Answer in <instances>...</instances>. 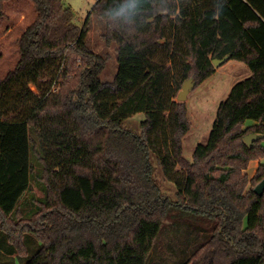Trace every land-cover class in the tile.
Wrapping results in <instances>:
<instances>
[{"label":"trees","instance_id":"16d2710c","mask_svg":"<svg viewBox=\"0 0 264 264\" xmlns=\"http://www.w3.org/2000/svg\"><path fill=\"white\" fill-rule=\"evenodd\" d=\"M10 1L0 0V22ZM27 1L36 16L0 79V230L21 257L24 234L39 242L25 264H146L176 208L215 222L184 264H264V191L254 192L264 164L248 191L241 174L264 159V137L244 141L264 135V0H95L90 13L116 46L109 82L100 77L108 56L87 45L89 18L76 24L65 0ZM224 58L251 74L219 103L187 160L188 111L175 98ZM140 113L139 133L124 127ZM33 184L42 197L28 206Z\"/></svg>","mask_w":264,"mask_h":264},{"label":"rangeland","instance_id":"374dc122","mask_svg":"<svg viewBox=\"0 0 264 264\" xmlns=\"http://www.w3.org/2000/svg\"><path fill=\"white\" fill-rule=\"evenodd\" d=\"M64 2L74 14L73 21L79 26L89 18L87 45L93 53L108 56L106 67L100 77L104 82L111 81L118 69L116 46H106L102 39L105 33V23L90 13L95 0H65ZM5 14L6 17L0 22V79L17 64L19 59L17 42L36 16L27 0L8 2L5 6ZM250 74V70L243 63L228 61L216 67L213 76L189 92L185 103L190 129L183 139V156L187 160H191L197 144L206 143L219 103L226 99L236 82L249 77ZM143 119V114H136L124 122V127L139 133L140 122ZM252 124L255 123L247 121L244 128ZM262 145L264 147V141ZM261 164H264V159L252 160L246 169L241 171L248 181L246 191L252 188V180ZM154 175L161 192L171 197L172 200H176L174 186L166 181L157 169ZM33 197H42L41 191L34 184L26 197L28 206L32 204L31 198ZM214 226L215 222L212 219L187 215L181 209H173L154 241L146 264H184L209 237ZM23 242L26 255L21 257L16 253L7 236L0 230V264H25L40 248L39 242L30 233L23 235Z\"/></svg>","mask_w":264,"mask_h":264},{"label":"water","instance_id":"95a60500","mask_svg":"<svg viewBox=\"0 0 264 264\" xmlns=\"http://www.w3.org/2000/svg\"><path fill=\"white\" fill-rule=\"evenodd\" d=\"M224 61L225 58L222 60H213V65L216 68L221 64H223ZM194 87H195V83L191 79L186 80L183 83L182 88L177 95V101L185 102L189 92H191L194 89ZM263 137L264 135L261 134H249L244 138V141L249 147H251L254 141L261 139ZM263 191H264V179L254 188V192L259 196L263 193Z\"/></svg>","mask_w":264,"mask_h":264},{"label":"built area","instance_id":"2783aa9c","mask_svg":"<svg viewBox=\"0 0 264 264\" xmlns=\"http://www.w3.org/2000/svg\"><path fill=\"white\" fill-rule=\"evenodd\" d=\"M52 90H54V88L52 87Z\"/></svg>","mask_w":264,"mask_h":264}]
</instances>
